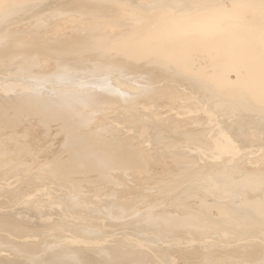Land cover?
I'll list each match as a JSON object with an SVG mask.
<instances>
[{"label":"bare ground","instance_id":"bare-ground-1","mask_svg":"<svg viewBox=\"0 0 264 264\" xmlns=\"http://www.w3.org/2000/svg\"><path fill=\"white\" fill-rule=\"evenodd\" d=\"M51 1L0 0V65L38 75L79 66L112 85L104 91L75 85L61 90V97L24 93L14 101L0 99V242H31L41 226L33 217L35 200L61 204L69 179L83 195L130 203L124 211L135 209V216L148 208V219L158 210L152 217L158 224L187 236L193 230L204 234L176 242L170 253L193 261L218 257L214 264H230L226 260L235 256L244 264L258 262L264 256V155L253 166L246 163L243 147L257 138L241 127L253 125L264 136V0H62L55 9L40 10ZM130 73L137 78L123 81ZM148 84L153 86L144 94L164 96L158 107L195 90L209 119L218 114L228 132L207 130L212 125L194 116L197 105L167 127L171 119L155 110L147 116L142 105L122 101L130 95L122 90ZM140 115L146 118L137 124L147 125L151 137L123 124ZM98 125L105 126L107 138L96 146ZM36 127L56 132L62 143L40 139ZM92 205L74 201L71 208ZM74 217L87 220L84 214ZM70 244L100 247L82 240ZM55 253V264L119 259L115 249L90 259L78 250L60 249L50 257ZM50 257L33 264H51Z\"/></svg>","mask_w":264,"mask_h":264},{"label":"rangeland","instance_id":"rangeland-1","mask_svg":"<svg viewBox=\"0 0 264 264\" xmlns=\"http://www.w3.org/2000/svg\"><path fill=\"white\" fill-rule=\"evenodd\" d=\"M62 0L51 1L48 4L42 6V9H53ZM55 9V8H54ZM27 25V24H26ZM90 74L84 72L82 67L76 66L67 69L63 73H56L54 71L44 72L43 75L38 74H22L20 73L18 66H6L0 65V99L7 97L14 98L20 94L30 93L36 96H55L58 97L60 92H65L69 87H75V85L89 83L94 91H104L111 87L112 83L109 78L103 75ZM127 80L123 79L125 82L133 81L137 78V75L130 73L127 76ZM125 77V78H126ZM99 83V84H98ZM153 85H143L136 86L139 88L136 91L128 92L122 90L123 92L130 94L125 95L127 97H122V101L131 100V102L142 105L148 113L147 116L151 115L152 111L155 110L156 114H161L159 116L161 119H171L167 127H173L177 121H181V117H184L189 113L187 109L195 108V117L203 118L207 121V130H214L216 134L220 135L223 132H228L225 127L227 126L223 121L222 117L213 115L209 119V115L206 114V108L202 105L201 95H199L195 90L186 89L185 93L181 92L175 94H183L181 98L177 100L176 103H163L162 106H157L156 100L159 98H154L148 94H144L145 90L151 88ZM32 89V90H31ZM3 90V91H2ZM169 91V90H167ZM179 92L178 90H176ZM62 95H60L61 97ZM132 96H135L132 98ZM169 96V95H168ZM173 96V95H170ZM116 100V98H115ZM156 102V103H155ZM200 104H199V103ZM175 104V105H174ZM152 107V108H151ZM198 107V108H197ZM152 110H151V109ZM201 108V109H200ZM176 112H179L176 114ZM155 114V115H156ZM96 117V116H95ZM94 117V118H95ZM130 119H125L123 124L135 125L136 128L134 133L140 135L141 132L145 135L151 137V130L146 126H139L137 123L140 122L142 116L128 117ZM146 118V117H143ZM142 118V119H143ZM185 120V118H183ZM173 122V123H172ZM90 127V126H89ZM105 126L98 125L94 131L97 132L92 143L98 146L106 141L107 137L101 132ZM246 127V126H245ZM243 128V134L249 133L257 138V142L251 147H243V156H246V163L250 166L255 165L260 161L261 156L264 155V136L261 129L255 128L253 125L250 127ZM101 128V129H100ZM185 128H190V125H186ZM38 131L40 139L50 138L53 140L54 145L58 146L62 143V137L56 132L51 131L49 133L42 132L39 127L35 128ZM164 129V127H163ZM87 131V130H86ZM84 131V132H86ZM163 131L161 130L156 136H162ZM224 134V133H223ZM156 137L155 135H153ZM219 138V137H218ZM259 140V141H258ZM260 142V143H259ZM58 151V150H56ZM250 160V161H249ZM257 160V161H256ZM256 161V162H255ZM249 166V167H250ZM161 174L160 170L156 171V175ZM68 181V182H67ZM63 181L66 183L64 188L66 190V196L63 198V202L57 206L45 201L44 199L35 200L37 203L36 208L33 209L35 222L39 223L41 226L45 225V229L42 230L40 227L36 228V234L31 239L28 244L31 245L30 249H27V245H20L14 242L10 238V241L0 242V252L5 257H0V264H33L37 261H45L47 257L58 251L60 249L64 250H78L86 259H90L94 254L99 255L100 251L107 249H115L119 257L115 262H109L104 264H214L218 257L208 256L205 259H192L184 258L179 256L178 253H170L168 250L170 247L175 246L176 242L186 243L184 241L192 238L194 241H198L203 237V233L190 231L188 236L171 227L162 226L152 219L153 216L159 213L158 210H154V215L148 219L146 216L150 212L147 208L143 214L135 216L138 212L135 209L124 211V207L130 205V203H120L119 205L112 200H109V196H86L83 195L84 191L80 190L76 185L72 184L69 179ZM133 197H139L137 194L132 195ZM131 196V197H132ZM138 196V197H136ZM3 197H0V203H4ZM161 200V199H160ZM74 201H90L96 205H92V208L84 211H77L71 208V204ZM189 201L190 203H193ZM152 203V202H151ZM185 204V201H183ZM3 206V205H2ZM154 205H150L152 207ZM4 208V206H3ZM7 210V209H6ZM31 211V210H30ZM133 212V213H132ZM171 213L170 209L166 211ZM75 214H84L87 220L81 222H73ZM160 214V213H159ZM181 213L180 215H182ZM49 219V220H47ZM72 221V222H71ZM4 235V233H0ZM73 240H82L90 243H97L98 249L94 247H78L76 245L70 244ZM248 240V239H246ZM215 241V240H214ZM217 241V240H216ZM131 253L137 258H124ZM177 256V257H176ZM173 257V258H172ZM223 257V256H222ZM53 258H58V254H53L48 261L51 264H55L56 261ZM242 257H234L227 259L226 261L230 264H244ZM258 262L255 264H264V256L260 257ZM61 259V258H60ZM200 260H205V263L199 262ZM138 262V263H137ZM99 264V263H94Z\"/></svg>","mask_w":264,"mask_h":264}]
</instances>
